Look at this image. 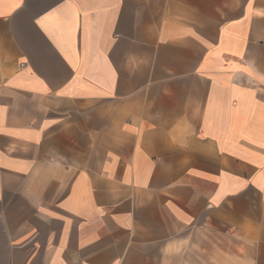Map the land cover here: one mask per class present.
Listing matches in <instances>:
<instances>
[{"label": "crops", "instance_id": "obj_1", "mask_svg": "<svg viewBox=\"0 0 264 264\" xmlns=\"http://www.w3.org/2000/svg\"><path fill=\"white\" fill-rule=\"evenodd\" d=\"M0 264H264V0H0Z\"/></svg>", "mask_w": 264, "mask_h": 264}]
</instances>
